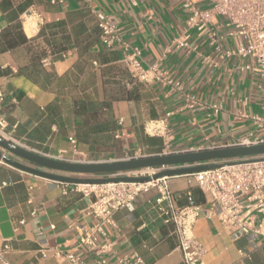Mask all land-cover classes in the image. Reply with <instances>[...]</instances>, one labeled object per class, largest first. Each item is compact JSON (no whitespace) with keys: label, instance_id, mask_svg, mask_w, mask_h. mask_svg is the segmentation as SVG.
<instances>
[{"label":"crops","instance_id":"obj_1","mask_svg":"<svg viewBox=\"0 0 264 264\" xmlns=\"http://www.w3.org/2000/svg\"><path fill=\"white\" fill-rule=\"evenodd\" d=\"M11 1L10 10L0 9V32L19 20L23 40L7 45L0 38V119L26 149L91 163L224 147L250 130L251 115L263 114L264 83L241 68L252 60L225 55L236 47L234 39L209 45L190 30L188 45L173 43L186 35L182 0H31L20 13L16 5L25 0ZM97 11L109 15L122 39L139 50L148 70L144 78L125 66L122 50L101 44ZM216 27L225 30L221 19ZM155 64L170 83L149 70ZM183 94L196 98L192 108ZM168 184L179 204L188 189L197 203L205 200L188 174L169 176ZM80 188L0 162V264H69L53 255L56 248L96 264L93 253L76 248L77 225L98 222L86 214L92 196ZM157 196L156 189L140 194L132 209H117L102 225L98 239L108 244L107 262L136 251L146 264H182ZM192 234L205 250L204 264L234 263L239 248L247 247L245 238L231 239L213 217H199ZM245 264H264V249H255Z\"/></svg>","mask_w":264,"mask_h":264},{"label":"built area","instance_id":"obj_2","mask_svg":"<svg viewBox=\"0 0 264 264\" xmlns=\"http://www.w3.org/2000/svg\"><path fill=\"white\" fill-rule=\"evenodd\" d=\"M208 1L209 6L200 7L198 0H182V6L187 12L184 26L186 35L175 37L173 43L188 45L186 37L190 30L204 36L209 45H223L228 39H234L233 45L236 47L226 50L225 55L249 57L252 62L241 68L258 73L264 83V0ZM95 15L101 44L108 49L122 50L121 60L125 66L135 77L144 78L148 70L139 59V50L131 48L122 39L119 28L112 23L109 15L102 11L95 12ZM218 19L223 21L224 31L217 29ZM206 59L210 60V56ZM149 70L155 72L162 83H170L160 73L158 65H152ZM180 86L179 82L173 84L177 89ZM183 98L188 108H192L196 103V98L191 94H183ZM250 119V130L226 146L264 144V107L263 114H253ZM0 136L16 143L6 133L3 119H0ZM71 142L75 143V140L71 138ZM214 148L220 147L208 149ZM199 150L204 149L196 151ZM0 152L7 153L1 146ZM159 170L160 167H144L123 174L129 177H150V180L144 182L73 184L77 188L83 186L80 191L85 196H92L86 214L98 220L94 225H77L76 248H85L87 252L93 253L98 258L96 264H146L136 251L121 253L114 261L107 262L103 255L108 244L99 241L98 233L102 231L104 223L111 221L114 211L125 207L132 209L137 196L150 189H156L158 196L155 202L161 205L164 223L173 225L182 264H204L202 257L205 250L192 234L194 223L201 216L216 218L231 239H246L247 247L239 248V258L231 264H245V260L251 259V253L255 249H264V162L230 164L188 174L205 195L202 203L195 202L192 191L188 189L184 193L186 202L179 204L177 195L169 188L168 176L152 178ZM53 255L69 264H86L83 257L74 251L56 248ZM42 256H46V253L42 252Z\"/></svg>","mask_w":264,"mask_h":264},{"label":"water","instance_id":"obj_3","mask_svg":"<svg viewBox=\"0 0 264 264\" xmlns=\"http://www.w3.org/2000/svg\"><path fill=\"white\" fill-rule=\"evenodd\" d=\"M0 146L7 152L6 154L0 152V160L4 163L66 184H106L117 181L144 182L150 180V177H129L123 175L127 171L144 167H160L161 170L152 176V178H158L192 174L230 164L264 162V144L226 146L199 151L163 153L91 163H77L49 158L1 136ZM235 158L238 159L231 160ZM57 172H67L80 176L62 175Z\"/></svg>","mask_w":264,"mask_h":264},{"label":"trees","instance_id":"obj_4","mask_svg":"<svg viewBox=\"0 0 264 264\" xmlns=\"http://www.w3.org/2000/svg\"><path fill=\"white\" fill-rule=\"evenodd\" d=\"M32 3L31 0H25L22 3L16 5L17 11L23 12L28 6ZM14 3L11 0H0V9L2 11L10 10L13 7ZM0 38L7 43V45H15L19 41H22L21 37V23L19 20L14 21L4 30L0 32ZM196 202V201H195Z\"/></svg>","mask_w":264,"mask_h":264}]
</instances>
